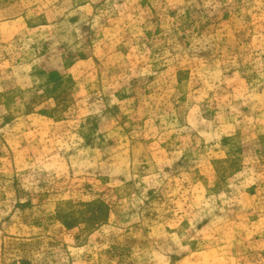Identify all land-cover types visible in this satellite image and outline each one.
<instances>
[{
	"label": "rangeland",
	"instance_id": "1",
	"mask_svg": "<svg viewBox=\"0 0 264 264\" xmlns=\"http://www.w3.org/2000/svg\"><path fill=\"white\" fill-rule=\"evenodd\" d=\"M0 264H264V0H0Z\"/></svg>",
	"mask_w": 264,
	"mask_h": 264
}]
</instances>
